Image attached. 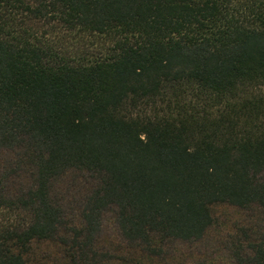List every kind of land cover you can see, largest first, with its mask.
I'll use <instances>...</instances> for the list:
<instances>
[{
    "label": "trees",
    "instance_id": "obj_1",
    "mask_svg": "<svg viewBox=\"0 0 264 264\" xmlns=\"http://www.w3.org/2000/svg\"><path fill=\"white\" fill-rule=\"evenodd\" d=\"M0 264H264V0H0Z\"/></svg>",
    "mask_w": 264,
    "mask_h": 264
},
{
    "label": "rangeland",
    "instance_id": "obj_2",
    "mask_svg": "<svg viewBox=\"0 0 264 264\" xmlns=\"http://www.w3.org/2000/svg\"><path fill=\"white\" fill-rule=\"evenodd\" d=\"M228 210H230L231 212H235L234 210H231V209H228Z\"/></svg>",
    "mask_w": 264,
    "mask_h": 264
}]
</instances>
